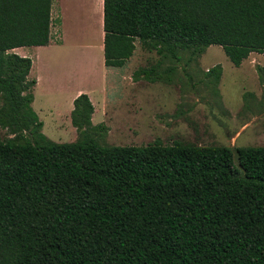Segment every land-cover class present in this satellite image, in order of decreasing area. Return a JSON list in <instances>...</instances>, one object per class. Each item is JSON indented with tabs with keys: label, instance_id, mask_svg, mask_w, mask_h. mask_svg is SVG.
Returning a JSON list of instances; mask_svg holds the SVG:
<instances>
[{
	"label": "trees",
	"instance_id": "1",
	"mask_svg": "<svg viewBox=\"0 0 264 264\" xmlns=\"http://www.w3.org/2000/svg\"><path fill=\"white\" fill-rule=\"evenodd\" d=\"M52 4L0 0V264H264V146L102 145L86 93L74 141L42 133L32 60L11 50L49 43ZM102 26L108 67L136 40L171 59L264 53V0H103Z\"/></svg>",
	"mask_w": 264,
	"mask_h": 264
},
{
	"label": "rangeland",
	"instance_id": "2",
	"mask_svg": "<svg viewBox=\"0 0 264 264\" xmlns=\"http://www.w3.org/2000/svg\"><path fill=\"white\" fill-rule=\"evenodd\" d=\"M93 2L53 0L52 44L27 47L34 64L29 79L40 76L32 88L31 107L47 138H77L71 96L83 88L94 106L92 129L104 126L98 136L102 145L264 146V82L259 71H264V53L251 52L234 65L213 44L199 56L181 51L178 59H171L136 40L123 66L106 67ZM150 67L159 80L134 77L136 70ZM10 136L0 128V139Z\"/></svg>",
	"mask_w": 264,
	"mask_h": 264
},
{
	"label": "crops",
	"instance_id": "3",
	"mask_svg": "<svg viewBox=\"0 0 264 264\" xmlns=\"http://www.w3.org/2000/svg\"><path fill=\"white\" fill-rule=\"evenodd\" d=\"M94 4V7L93 8V11L95 13V16L93 17V19H95L96 22H98V25L100 26V29H101V39L103 40V36H104V32H103V0H95V2H93ZM59 18H60V15H59ZM59 27H60V24H59ZM52 44L51 42H49L47 45H43V46H34V47H46L48 45ZM27 47H33V46H20V47H16L14 49L11 50V52H16L17 54L21 55V56H27L29 57L31 55L30 52H28L27 50ZM101 48L103 50V41H102V44H101ZM30 58V57H29ZM31 59V58H30ZM33 67H34V64H32ZM105 65V64H104ZM106 66V65H105ZM107 67V66H106ZM31 72H32V66H31V69H30V72L28 74V79L31 76ZM36 80V83L34 86L37 85L38 82H40V76H38V79H35ZM84 89L83 88H79L76 93L72 94L71 96V102L73 101V99L80 93H84ZM91 100V99H90ZM72 107H73V103H72Z\"/></svg>",
	"mask_w": 264,
	"mask_h": 264
},
{
	"label": "built area",
	"instance_id": "4",
	"mask_svg": "<svg viewBox=\"0 0 264 264\" xmlns=\"http://www.w3.org/2000/svg\"><path fill=\"white\" fill-rule=\"evenodd\" d=\"M51 27V26H50Z\"/></svg>",
	"mask_w": 264,
	"mask_h": 264
}]
</instances>
